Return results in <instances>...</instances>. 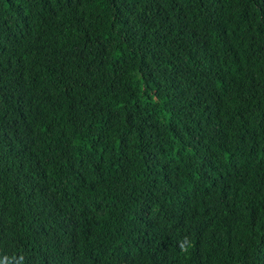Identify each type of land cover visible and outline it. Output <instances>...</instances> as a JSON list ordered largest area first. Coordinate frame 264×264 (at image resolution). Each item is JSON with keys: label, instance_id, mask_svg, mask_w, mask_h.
I'll list each match as a JSON object with an SVG mask.
<instances>
[{"label": "trees", "instance_id": "1", "mask_svg": "<svg viewBox=\"0 0 264 264\" xmlns=\"http://www.w3.org/2000/svg\"><path fill=\"white\" fill-rule=\"evenodd\" d=\"M0 264H264V0H0Z\"/></svg>", "mask_w": 264, "mask_h": 264}]
</instances>
